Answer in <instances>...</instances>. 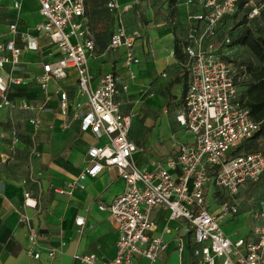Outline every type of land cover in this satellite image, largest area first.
<instances>
[{
	"label": "built area",
	"instance_id": "2783aa9c",
	"mask_svg": "<svg viewBox=\"0 0 264 264\" xmlns=\"http://www.w3.org/2000/svg\"><path fill=\"white\" fill-rule=\"evenodd\" d=\"M40 22L34 25L37 34L48 39L55 47L57 56L41 63V72L34 82L43 93V104L49 99L47 87L65 78L69 69L75 73V89L81 101L75 102L72 117L78 120L79 129L88 131L100 143L89 145L85 150L86 164L72 180L52 190L70 194L82 188L80 180L94 177L105 166L115 167L123 181V189L107 203L99 202L97 208L104 211L115 224L116 239L111 259L97 261L94 254H74L80 264H153L165 248L161 233H152L155 223L150 213L159 208L166 221L182 220L189 228L192 264H264V201H259L249 212L251 226L248 237L228 238L219 226L222 218L232 217L238 211L234 200L215 199V193L234 196L245 183L252 182L264 170V155L260 151L233 153V150L258 128L248 110L239 99L236 85L235 64L224 56L230 38L218 36L217 27L221 18L235 10L238 0H182V14L186 32L180 45L182 66L187 81L181 105L175 121L190 134L191 141L179 143L172 156L164 161H155L151 168H139L133 159L136 145L128 137L130 116L119 111L116 96L125 85H118L111 73L100 75L91 86V75L87 60L94 52V42L84 17V0H36ZM146 0H128L117 10V26L110 34L107 48L123 46L122 63L128 67L138 61L133 51V41L139 37L138 29L126 30L120 13L131 4ZM251 6L250 16L257 8L252 0H244ZM18 6L17 1L12 4ZM105 8L113 12L116 0H105ZM8 31L16 34L14 23ZM20 45L13 38L0 41V68L8 65L10 71L18 68L22 51L37 49L36 37L18 33ZM19 77L0 76V98L2 103L14 106L6 100L7 83H21ZM57 100L61 116L68 115L67 92L56 86L51 90ZM36 109L42 108L36 105ZM19 108H32L21 102ZM36 126V116L28 118ZM8 149L14 148L16 131L10 128ZM4 134L0 132V137ZM32 153L37 155L32 145ZM214 187L215 207L207 210L205 196L209 187ZM23 205L34 207L29 192H23ZM26 230V255L37 259L38 233L30 218L18 213ZM74 223L82 226V216H75ZM185 243L176 237V251L181 254ZM54 248L46 249L52 257Z\"/></svg>",
	"mask_w": 264,
	"mask_h": 264
},
{
	"label": "crops",
	"instance_id": "0c3cea01",
	"mask_svg": "<svg viewBox=\"0 0 264 264\" xmlns=\"http://www.w3.org/2000/svg\"><path fill=\"white\" fill-rule=\"evenodd\" d=\"M14 1H17V7L12 5ZM8 2L9 12L16 18L14 22H0V41L13 38L20 45L17 34L26 33L36 37L37 49L22 51L15 71H10L8 65L0 68L2 78L12 76L22 80L19 84L7 83L6 100L14 105L22 101L43 103V93L33 78L41 72V63L57 56L56 49L34 29V25L41 20L36 0H32L35 5L31 8L25 7L21 0ZM126 2L128 0H116L117 9L113 12L104 5L111 19V26L104 37L99 25L93 23L97 21L90 20L84 12L94 42V52L87 64L91 86L96 84L100 75L108 72L113 74L118 85L126 86L116 96L119 111L130 117L140 115L143 120L144 126L136 123L143 133L141 141H133L130 125L128 137L136 145L133 153L136 166L149 169L153 162L172 156L179 143L191 141L190 134L174 118L179 111L187 81L180 50L186 22L182 7L177 2L173 5L179 17L182 16V22L173 25L157 22L155 12L149 14L146 22L132 20L131 14L137 17V6L146 2L131 4L127 11L120 13V18L126 30L138 29L140 32L132 44L138 61L126 67L122 63L123 46L107 48L109 36L117 26V10ZM32 10L36 12L35 19L27 15ZM10 23L15 24L16 34L8 31ZM174 46L179 47L180 56L174 54ZM74 83L75 73L69 69L65 78L48 85L49 99L43 104L46 106L32 111L39 121L32 133L27 132L31 125L25 120L30 112L18 111L17 114L14 107L12 109L3 104L0 98V132L4 134L0 137V264H80L73 259L74 254H94L98 262L109 260L114 255L115 224L104 211L97 208V204L109 202L123 189V181L115 167L105 166L94 177L85 176L80 180L82 188H75L70 194L52 190L72 180L86 164V148L102 141L96 140L88 131H81L78 120L72 117L75 102L82 100ZM56 86L67 92V117L61 116L58 110V114L50 111V107L57 108L56 97L51 92ZM160 125L167 129L166 143L161 137L155 141L151 139L153 127ZM10 128L17 131V141L11 150L8 149ZM30 142L38 145L39 156L29 152ZM25 191L34 200V207L23 205ZM255 208L243 213V221ZM18 213L26 214L37 230L36 250L40 254L37 259L26 255V230L18 221ZM77 215L84 219L82 226L74 223ZM150 216L155 223L152 233L160 234L163 226H167V230L161 233L165 248L153 264H188L184 251L186 245L190 248V237L185 233V228L184 233H180L183 224L176 220L166 221L165 213L159 208L152 209ZM177 236H181L185 243L181 254L176 251ZM51 247L55 250L54 255L48 257L46 249ZM186 250L192 264L189 249Z\"/></svg>",
	"mask_w": 264,
	"mask_h": 264
},
{
	"label": "rangeland",
	"instance_id": "374dc122",
	"mask_svg": "<svg viewBox=\"0 0 264 264\" xmlns=\"http://www.w3.org/2000/svg\"><path fill=\"white\" fill-rule=\"evenodd\" d=\"M21 1L22 3L26 4L25 7L27 8H31L35 5L32 2V0H21ZM252 1L255 6H259L256 12H258L259 10H264V0H252ZM104 2L105 0H86V6L84 7V12L86 15H88V18H90V20L92 18L95 21H97L93 23H95V25L96 24L99 25L98 28L100 33L103 35V37L107 35V32L111 26L110 15L104 9ZM8 4H9L8 0H0V22H5V23L14 22L16 18L14 15L10 14ZM136 11H137V17L133 13L131 14L130 19L146 22L145 20H148L150 17L149 14H153L155 12L156 13L155 20H157V22H166L170 25L171 24L173 25L177 22H182V19L180 18L182 16L179 17V14L175 12L174 5L173 3H171L170 0H146V3L144 5L137 6ZM35 13L36 12L32 10L27 15L35 19L36 16ZM250 13L251 11L249 12L248 15L244 16V12L242 10H239L236 16L231 21L230 19H226V22H231L228 24H232V29H231L232 39L234 34L244 26L249 27L250 30L254 32V34L257 33L256 26L259 25L260 27L264 28V14L261 13L259 18L256 17L254 19L252 16H250ZM230 52L232 53L233 57L242 60L244 62L253 60L249 51L241 45H234L233 47L230 48ZM39 100L41 99L39 98ZM26 103L30 105L32 108L22 109L19 108V105H14L13 106L14 109L12 107V109L15 110L17 114H19L18 111L30 112L29 116L28 115L25 116V120L34 117L32 111L36 109L35 107L36 105L41 107L46 106V105L42 106L41 101L38 104H35L32 101H28V102L26 101ZM57 110L58 109L56 107H50V111H52L53 113L58 114ZM137 122L138 124L141 123L142 126H144L143 120L140 119V115H138L137 117H130V135L133 141H141V137H142L141 134H143L142 132H140L139 127L136 124ZM23 125H25V123ZM38 125H39V121L37 122L36 126H31V128H28L27 132L28 133L34 132ZM161 125L156 128L153 127L151 139L155 141L156 139L161 137L164 139L163 143H166L168 141L167 138H165L167 136V129ZM30 143H31L30 144L31 147L32 145L34 146V151L37 153V155L32 153L33 152L32 148H29V152L32 153L33 156H39L40 151L38 145L35 142H30ZM257 143H258V147L264 150V136H260L257 140ZM214 192L215 191L213 186H210L208 191L206 192L205 207L207 210H212L215 207L213 201ZM214 197L216 200H219L221 198L234 200L238 204L237 206L238 211L234 216L222 218L219 221V226L223 231V233L230 239H234L236 237H247L248 235L250 236L249 234V228L251 226L250 214L247 216V218H244L245 221H243V213H245V211L249 210L250 208H255L254 206L256 205L257 202L264 201V173L256 180L242 185L239 188L237 194H235L234 196L229 197L226 194H221L219 192H216ZM176 221H179L180 224H183L181 225L180 228V233L183 234L184 228H189L188 224L182 220H176ZM187 252L188 251L185 249L184 253ZM184 257L186 258L185 260L188 262V264H190L191 262L188 254H186V256Z\"/></svg>",
	"mask_w": 264,
	"mask_h": 264
},
{
	"label": "trees",
	"instance_id": "16d2710c",
	"mask_svg": "<svg viewBox=\"0 0 264 264\" xmlns=\"http://www.w3.org/2000/svg\"><path fill=\"white\" fill-rule=\"evenodd\" d=\"M170 1L175 4L176 2L180 3L182 0ZM243 2L244 0H238L235 10L230 14L224 15L217 27L218 36L225 33L230 38L229 43L226 45L228 47V54L224 57L235 64L236 73L234 78L237 79L236 85L239 92V99L243 106L247 108L250 118L258 122L257 130L250 137L244 139L233 150V153L260 151L264 155V150L260 149L257 143L258 138L264 136V28L259 25L256 26L257 33L254 34L249 27L244 26L234 34L232 39V24H228L231 22H226V19H230L231 21L239 10L244 12V16L249 14L251 6L244 5ZM263 12L264 10H259L252 17L254 19L256 17L259 18L261 13L264 14ZM234 45L245 47L251 54L253 60L244 62L233 57L230 48ZM173 51L176 56H180L178 46H174ZM263 173L264 170L258 177ZM186 249H189L188 245H186Z\"/></svg>",
	"mask_w": 264,
	"mask_h": 264
}]
</instances>
